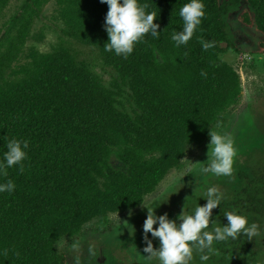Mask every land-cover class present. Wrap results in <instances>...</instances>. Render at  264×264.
Instances as JSON below:
<instances>
[{"label":"trees","instance_id":"1","mask_svg":"<svg viewBox=\"0 0 264 264\" xmlns=\"http://www.w3.org/2000/svg\"><path fill=\"white\" fill-rule=\"evenodd\" d=\"M10 1L0 0V20ZM50 1L24 0L0 30V159L9 140L29 141L23 173L13 167L0 176V183L11 179L16 185L14 192L0 193V264H69L56 247L62 236L78 234L91 218L106 223L109 213L140 207L167 172L181 165L186 146L205 142L221 114L244 97L240 75L223 59L228 50L241 53L226 17L227 5L235 1L204 0L201 24L188 44L177 48L171 36L182 31L179 10L189 0H140L157 14L159 38L146 35L125 59L104 49L106 3L57 0L67 37L116 73L112 88L69 44L50 53L33 51L15 70ZM247 3L241 20L264 35V0ZM201 41L214 46L204 51ZM259 47L251 54L264 55V43ZM123 87L132 112L120 101ZM259 107L252 109L250 142L236 148L243 165L233 164L232 176L213 177L201 193L157 216L177 219L184 206L190 214L206 204L207 189L217 186L224 199L213 209L215 226L227 224L225 213L239 212L258 225L260 235L214 242L209 260L201 262L194 251L191 264H264V125H257L260 119L264 123V112ZM149 239L159 247L157 238ZM146 263L158 261L146 257Z\"/></svg>","mask_w":264,"mask_h":264},{"label":"rangeland","instance_id":"2","mask_svg":"<svg viewBox=\"0 0 264 264\" xmlns=\"http://www.w3.org/2000/svg\"><path fill=\"white\" fill-rule=\"evenodd\" d=\"M220 1L223 4L235 1L230 7L227 5L226 17L229 32L241 53L236 54L234 51L228 50L223 59L232 65L240 75L244 97L238 104L222 113L210 131L222 132L224 135L230 136L237 148L251 140L255 116L252 109L261 105L259 112H264V55L251 54L252 51L260 48L261 43H264V35L248 27L241 20L248 7L247 0ZM23 3L24 0L10 1L0 20V30L19 11ZM66 30L61 19L58 1H50L41 9L27 45L19 61L15 64V70L19 71L23 65L30 61L29 57L33 51L50 53L62 44H69L89 61L92 70L103 83L108 88H112L117 78L116 73L107 68L95 53L84 49L68 38ZM223 47L225 48L227 45L223 44ZM120 93L122 94L120 101L124 104L125 109L132 112L133 101L127 88L123 87ZM260 122L257 125H264L261 119ZM209 143L210 135L208 134L207 140L202 144H188L180 159L181 165L167 172L155 192L145 197L144 205L109 213L106 223L103 221V217L91 218L83 224L78 234L64 235L60 238L56 245L59 252L68 256L69 264H76L77 257L80 258L81 264H147L144 256L147 254L143 252L146 246L143 240V224L148 214L146 207L149 210L155 209L157 215L161 210L176 208L178 204L201 193L204 185L216 177L212 173L201 174L200 172V168L208 160ZM243 162L242 156L236 155L234 164L243 165ZM219 177L226 178L227 176ZM130 212L131 215H129ZM150 235L151 233L148 234L149 238ZM89 249H92L91 254Z\"/></svg>","mask_w":264,"mask_h":264},{"label":"clouds","instance_id":"3","mask_svg":"<svg viewBox=\"0 0 264 264\" xmlns=\"http://www.w3.org/2000/svg\"><path fill=\"white\" fill-rule=\"evenodd\" d=\"M108 5L105 17V30L108 42L104 45L105 51L114 52L117 56L127 59L134 51L136 44L143 41L146 35L158 39L159 24L154 23L157 14L148 11V5L140 0H100ZM183 20L182 31L173 32L171 39L175 46H186L197 31L205 16L204 0H189L179 10ZM202 49L207 51L214 46V42L201 41ZM207 76L206 72H201ZM207 163L200 168L201 174L212 173L215 176H232L236 147L234 140L222 132L210 131ZM7 151L0 159V176H7V170L18 167L19 172L24 171V161L28 158L29 141L11 139L8 141ZM16 189L13 180L8 179L0 183V193H12ZM205 199V198H204ZM224 194L217 186H211L206 192V204L196 206L191 213L185 212V206L177 219H170L168 214L157 216L154 210L147 208V218L143 224V252L151 262L157 260L158 264H191L194 251L199 255L201 262L210 259L208 253L213 250L214 242L235 240L241 235L247 236L251 241L260 235L256 223L249 224L248 218L239 212H227V224L222 227L215 226L212 218L213 209L221 206ZM144 205V204H143ZM131 215V212L129 213ZM210 223L212 224L209 230ZM154 225H158L154 227ZM152 238L159 240V247L154 248ZM74 247H77L74 245ZM90 254L92 249H89ZM76 264H81L76 258Z\"/></svg>","mask_w":264,"mask_h":264}]
</instances>
